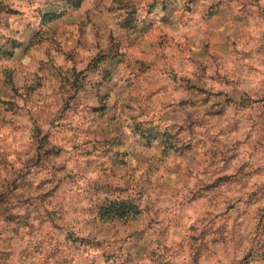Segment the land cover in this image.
I'll return each instance as SVG.
<instances>
[{
    "label": "clouds",
    "instance_id": "obj_1",
    "mask_svg": "<svg viewBox=\"0 0 264 264\" xmlns=\"http://www.w3.org/2000/svg\"><path fill=\"white\" fill-rule=\"evenodd\" d=\"M0 264H264V0H0Z\"/></svg>",
    "mask_w": 264,
    "mask_h": 264
}]
</instances>
